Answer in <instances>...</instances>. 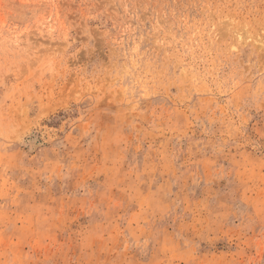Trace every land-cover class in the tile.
<instances>
[{"label":"rangeland","instance_id":"1","mask_svg":"<svg viewBox=\"0 0 264 264\" xmlns=\"http://www.w3.org/2000/svg\"><path fill=\"white\" fill-rule=\"evenodd\" d=\"M0 264H264V0H0Z\"/></svg>","mask_w":264,"mask_h":264}]
</instances>
